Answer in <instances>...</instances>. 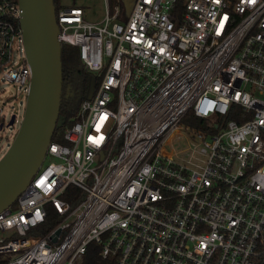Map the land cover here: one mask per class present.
Listing matches in <instances>:
<instances>
[{"label":"built area","instance_id":"obj_1","mask_svg":"<svg viewBox=\"0 0 264 264\" xmlns=\"http://www.w3.org/2000/svg\"><path fill=\"white\" fill-rule=\"evenodd\" d=\"M105 1L99 22L56 12L95 87L67 143L50 140L51 160L0 211V264H83L91 244L103 264H259L264 0H136L124 20ZM20 13L0 0V80L26 100ZM68 186L83 193L75 206ZM48 204L58 220L40 234Z\"/></svg>","mask_w":264,"mask_h":264},{"label":"water","instance_id":"obj_2","mask_svg":"<svg viewBox=\"0 0 264 264\" xmlns=\"http://www.w3.org/2000/svg\"><path fill=\"white\" fill-rule=\"evenodd\" d=\"M18 3L31 78L19 128L0 158V211L11 205L30 183L42 164L54 130L65 122L59 114L61 43L53 0H18ZM94 87L95 76H91L86 99L91 98ZM14 122L12 114L7 126Z\"/></svg>","mask_w":264,"mask_h":264},{"label":"trees","instance_id":"obj_3","mask_svg":"<svg viewBox=\"0 0 264 264\" xmlns=\"http://www.w3.org/2000/svg\"><path fill=\"white\" fill-rule=\"evenodd\" d=\"M53 3L56 12L63 8L59 0H53ZM108 3L111 11L115 6L120 8L123 6L120 0H108ZM61 63L62 91L59 114L65 118V122L61 127L54 130L51 139L60 143H67L63 138V130L75 121L80 103L86 98L90 77L95 76V74L85 68L79 59L77 48L71 45L63 44L61 46ZM62 197L71 206H75L83 198V193L75 186H68ZM46 209V219L41 227L37 229L40 234H44L54 227L58 220L55 209L51 204H48ZM83 264H103L100 260L99 251L94 244L89 245V249L83 258ZM259 264H264V259Z\"/></svg>","mask_w":264,"mask_h":264},{"label":"rangeland","instance_id":"obj_4","mask_svg":"<svg viewBox=\"0 0 264 264\" xmlns=\"http://www.w3.org/2000/svg\"><path fill=\"white\" fill-rule=\"evenodd\" d=\"M123 4L119 19L124 20L131 12L136 0H120ZM63 7H80L83 9V17L92 22L101 21L107 11V3L105 0H59ZM24 53L19 49L13 51V59H21ZM25 93L19 85L13 84L6 80H0V105L2 106L1 120L4 127L0 129V158L3 156L8 146L11 144L22 119L24 112ZM12 114H15L16 121L12 126L7 127L6 124ZM175 148H180L185 143L179 142L173 144ZM51 159H45L42 166ZM15 208V205L12 206ZM7 232L0 230V239H5Z\"/></svg>","mask_w":264,"mask_h":264}]
</instances>
